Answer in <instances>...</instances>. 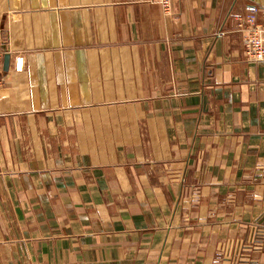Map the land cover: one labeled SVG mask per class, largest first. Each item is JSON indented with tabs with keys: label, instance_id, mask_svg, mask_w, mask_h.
Masks as SVG:
<instances>
[{
	"label": "crops",
	"instance_id": "crops-1",
	"mask_svg": "<svg viewBox=\"0 0 264 264\" xmlns=\"http://www.w3.org/2000/svg\"><path fill=\"white\" fill-rule=\"evenodd\" d=\"M249 4L0 0V264H264Z\"/></svg>",
	"mask_w": 264,
	"mask_h": 264
},
{
	"label": "built area",
	"instance_id": "built-area-1",
	"mask_svg": "<svg viewBox=\"0 0 264 264\" xmlns=\"http://www.w3.org/2000/svg\"><path fill=\"white\" fill-rule=\"evenodd\" d=\"M178 0H153L158 4L162 11L171 16L174 14L175 4ZM261 9L259 6L249 4L246 6V16L240 20L238 27L242 33L244 43L245 58L250 63H259L264 61V24L260 21ZM7 50L2 38H0V65H2ZM16 69L21 70L23 68V56L19 55L16 60ZM4 82L0 77V89ZM264 223H257L252 229V242H259L257 239L261 235V231L264 228Z\"/></svg>",
	"mask_w": 264,
	"mask_h": 264
},
{
	"label": "water",
	"instance_id": "water-1",
	"mask_svg": "<svg viewBox=\"0 0 264 264\" xmlns=\"http://www.w3.org/2000/svg\"><path fill=\"white\" fill-rule=\"evenodd\" d=\"M9 61H10V56L9 55H6L5 56V64L8 66L9 64Z\"/></svg>",
	"mask_w": 264,
	"mask_h": 264
}]
</instances>
